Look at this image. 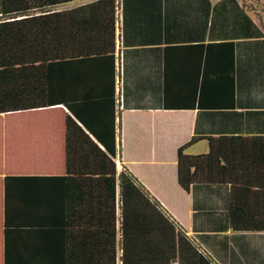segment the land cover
<instances>
[{"label": "trees", "instance_id": "16d2710c", "mask_svg": "<svg viewBox=\"0 0 264 264\" xmlns=\"http://www.w3.org/2000/svg\"><path fill=\"white\" fill-rule=\"evenodd\" d=\"M76 1L0 0V264H214L118 170V57L117 112L103 116L86 85L79 94L104 46L85 34L87 7L66 8ZM123 82L125 97L124 60ZM202 139L209 153H186ZM178 182L230 186L232 230L264 233V137L192 138Z\"/></svg>", "mask_w": 264, "mask_h": 264}, {"label": "crops", "instance_id": "0c3cea01", "mask_svg": "<svg viewBox=\"0 0 264 264\" xmlns=\"http://www.w3.org/2000/svg\"><path fill=\"white\" fill-rule=\"evenodd\" d=\"M255 2L252 8L248 0H80L66 7H87L85 34L104 46L92 50L96 64L88 75L94 80L82 81L79 94L86 85L94 103L104 106L100 115L117 112L116 53L122 50L120 165L214 264H264V233L232 230L230 186L184 191L178 151L194 137H264V6ZM209 150L202 139L186 153Z\"/></svg>", "mask_w": 264, "mask_h": 264}, {"label": "built area", "instance_id": "2783aa9c", "mask_svg": "<svg viewBox=\"0 0 264 264\" xmlns=\"http://www.w3.org/2000/svg\"><path fill=\"white\" fill-rule=\"evenodd\" d=\"M121 35V32H118V36ZM117 71H118V79H117V95H118V103L122 104L124 100V82H123V54L118 48L117 50Z\"/></svg>", "mask_w": 264, "mask_h": 264}, {"label": "rangeland", "instance_id": "374dc122", "mask_svg": "<svg viewBox=\"0 0 264 264\" xmlns=\"http://www.w3.org/2000/svg\"><path fill=\"white\" fill-rule=\"evenodd\" d=\"M252 0H248V4L252 6V8H255L256 6H258V3H251ZM117 167H118V170H122V165H120V160L118 159L117 160Z\"/></svg>", "mask_w": 264, "mask_h": 264}]
</instances>
